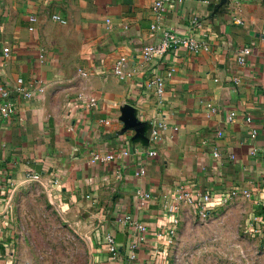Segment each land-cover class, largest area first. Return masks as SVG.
I'll use <instances>...</instances> for the list:
<instances>
[{
  "label": "crops",
  "instance_id": "obj_1",
  "mask_svg": "<svg viewBox=\"0 0 264 264\" xmlns=\"http://www.w3.org/2000/svg\"><path fill=\"white\" fill-rule=\"evenodd\" d=\"M153 1L0 0V86L15 103L11 117H0V264L10 252L2 227L10 192L30 176L58 183L59 198L92 213L101 264H126V213L148 226L141 263L165 264L155 250L166 236L157 234L179 186L213 203L245 189L253 212L264 213V0H172L163 29L203 46L146 61L142 46L161 35L150 28L159 20ZM243 47L250 54L239 64ZM120 56L131 73L124 79L112 71ZM155 74L160 96L147 85ZM137 188L149 195L143 205ZM99 231L115 235L121 257H109Z\"/></svg>",
  "mask_w": 264,
  "mask_h": 264
},
{
  "label": "rangeland",
  "instance_id": "obj_2",
  "mask_svg": "<svg viewBox=\"0 0 264 264\" xmlns=\"http://www.w3.org/2000/svg\"><path fill=\"white\" fill-rule=\"evenodd\" d=\"M54 183L30 176L10 192L5 264H101L92 213L59 198ZM255 214L264 217L242 194L205 210L179 202L165 264H264V230L257 231Z\"/></svg>",
  "mask_w": 264,
  "mask_h": 264
},
{
  "label": "built area",
  "instance_id": "obj_3",
  "mask_svg": "<svg viewBox=\"0 0 264 264\" xmlns=\"http://www.w3.org/2000/svg\"><path fill=\"white\" fill-rule=\"evenodd\" d=\"M172 0H154L152 3V9L158 14L159 20L157 22L152 23L150 28L154 31H160L161 35L159 36L158 40L152 43H148L142 46L140 50V56L142 59L149 61L153 58H163L165 55H167L168 52L174 51L176 49L180 48H186L192 51H197L200 47L203 45L196 41L194 37H180L172 30H165L163 29V22L161 21V14L166 9V6L168 3H170ZM53 18L56 20L61 21L60 17L57 15H53ZM33 20V19H32ZM8 48H3V54L4 56L8 55ZM250 54V49L248 47H243L238 50L236 55V60L239 64H244L245 57ZM126 66V57L120 56L115 63L113 64L112 71L115 75H117L120 79H124L128 76H130V72L125 69ZM85 75V73H83ZM234 81H237L236 78L233 79ZM148 86H153L155 88V92L158 96L163 94L164 91V81L163 78H161L158 75H153L147 82ZM42 91V89H39ZM11 89L5 88L3 86H0V117L1 118H9L11 117L15 112V103L12 98ZM13 91L16 93V95H22L25 98H29L32 96V92L25 89L22 86H15L13 87ZM94 100L90 99V103H93ZM207 107L211 112L216 111V107H214L211 104H208ZM234 112H230V117L234 116ZM246 121H250V117L246 116ZM106 124L109 123V121H104ZM221 133L218 131V134ZM256 131L252 130V136H255ZM151 139L153 142L157 141L158 136L157 132L153 131L151 135ZM151 155L156 154L154 149H151ZM128 154L127 150L121 151V155L126 156ZM213 156L219 157V151L217 149H213L212 151ZM113 158V154H106V155H98L94 154L93 159L97 161H109ZM142 173L141 168L136 169L134 172L135 176H139ZM58 184V183H57ZM135 194L139 200V203L143 205L147 199L149 198V195L147 192L143 191L142 189H136ZM238 194H242L246 198H250V193L241 188H233L230 191H227L221 199L235 196ZM220 199V200H221ZM184 201L186 203L192 204L195 207L199 208L201 207L202 210H205V207L207 205H211L214 201L212 200V197L209 193H201V192H193L188 191L185 187L179 186L177 189V192L174 194L172 202L167 205L169 211H170V220L167 228L165 229V232L158 233L157 236H163L165 237L164 247L162 250H155L156 253H160L163 255L166 252L167 246L172 242L173 234L175 233L176 224L178 222V207L179 202ZM206 205V206H205ZM204 208V209H203ZM119 221L126 227L129 234V238L127 243L124 247V257L126 259V264H142L141 260L139 259V250L141 246L145 243L147 234H148V226L133 217L132 214L126 213L123 215ZM253 223L256 226L257 231L264 230V217L259 214H255L253 216ZM98 234V240L99 242L103 243L106 246V251L112 259H116L121 257L122 251L119 248V245L115 239V235L110 232H102L99 231Z\"/></svg>",
  "mask_w": 264,
  "mask_h": 264
},
{
  "label": "water",
  "instance_id": "obj_4",
  "mask_svg": "<svg viewBox=\"0 0 264 264\" xmlns=\"http://www.w3.org/2000/svg\"><path fill=\"white\" fill-rule=\"evenodd\" d=\"M221 5H223V3Z\"/></svg>",
  "mask_w": 264,
  "mask_h": 264
}]
</instances>
